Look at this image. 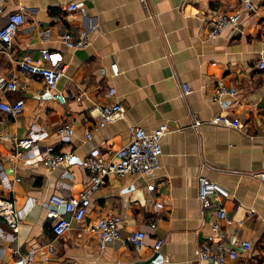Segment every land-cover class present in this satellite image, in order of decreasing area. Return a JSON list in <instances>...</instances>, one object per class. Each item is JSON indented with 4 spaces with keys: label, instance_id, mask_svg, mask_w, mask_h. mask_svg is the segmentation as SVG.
<instances>
[{
    "label": "crops",
    "instance_id": "crops-1",
    "mask_svg": "<svg viewBox=\"0 0 264 264\" xmlns=\"http://www.w3.org/2000/svg\"><path fill=\"white\" fill-rule=\"evenodd\" d=\"M72 2L79 8L69 12L65 6ZM251 2L257 13L243 14L236 28L212 39L209 21L218 12L238 10L241 0H7L3 16L22 11L26 22L11 49L0 51V77H14L22 89L0 92V101L23 99L25 105L15 117L0 110V199L12 201L20 216L17 234L0 219V264H12L16 252L51 240L56 255L36 257L34 264H198L202 244L236 240L251 248H237L232 264H264V0ZM79 30L90 33V45L68 49L63 33ZM41 50L53 56L46 66L64 68L58 82L64 104L44 92L39 76L17 65L26 54L41 58ZM217 81L233 88L235 97L215 102ZM183 85L190 94H183ZM117 102L125 119L95 128L99 109ZM220 113L238 118L243 128L209 123ZM196 119L201 124L193 127ZM162 124L171 132L161 140L159 170L142 178L109 175L91 197L82 224L55 238L44 221L49 199L77 197L92 185L81 162L92 153L115 162L116 151L129 141V126L151 131ZM66 126L73 135L62 141L56 130ZM32 130L48 134L41 149L73 155L65 169L31 163L21 149L12 157L13 139ZM86 130L92 132L89 141ZM199 176L230 194L225 208L234 224L222 236L211 230L213 210L203 209L197 197ZM108 215L121 219L123 236L143 231L144 245L100 249L90 229ZM156 239L163 241L159 251L153 248ZM156 253L160 261L151 262Z\"/></svg>",
    "mask_w": 264,
    "mask_h": 264
},
{
    "label": "built area",
    "instance_id": "built-area-1",
    "mask_svg": "<svg viewBox=\"0 0 264 264\" xmlns=\"http://www.w3.org/2000/svg\"><path fill=\"white\" fill-rule=\"evenodd\" d=\"M7 0H0V51L7 53L13 45V39L20 28L25 24L26 18L22 11L11 12L3 16ZM145 2V0H141ZM66 10L76 11L79 4L69 3L65 6ZM257 9L251 0H241V6L238 10L231 13L218 12L209 21V38H218L227 28H236L243 14H255ZM261 16L264 20V6L261 10ZM63 44L70 50H82L91 43L90 33L86 30L66 31L62 35ZM53 59V56L47 50H41V58L35 59L26 54L17 65L26 73L37 75L44 84V92L51 95L54 100L64 104L65 95L58 89V82L64 75L63 66L55 65L48 67L45 65ZM259 68L264 71V59L259 62ZM112 75H118L116 64H111ZM18 81L14 77H0V92H17L21 90ZM191 90L183 85V94L188 95ZM236 91L225 85L222 81H217L212 89V98L215 102L221 104L224 98H234ZM24 100L19 99L11 104L6 100L0 101V110L11 117H15L24 109ZM125 108L121 103L107 104L99 109V119L95 128H102L107 124L125 119ZM215 125H222L238 130L243 128L242 122L238 118L220 113L213 117L210 122ZM201 122L194 120L193 127H197ZM73 127H59L56 130L57 137L62 141H67L73 135ZM171 132L166 124L146 131L140 126H129V141L115 153V162L107 161L103 155L92 153L82 162L83 168L90 175L92 185L81 191L77 197L65 198L61 196H52L49 199L48 213L44 219L49 224L52 234L55 238L65 235L76 225L82 224L83 217L93 194L104 184L109 175L118 177H145L161 167L162 147L161 140L163 136ZM45 131L32 130L22 139H13L12 157L18 158L19 149L24 151L31 163L41 162L49 170L65 167L72 161L71 153L56 154L49 149H41L39 142L47 138ZM86 140H91L92 132L85 131ZM2 138L0 134V139ZM65 174L69 175L67 172ZM264 178V174H262ZM18 180V179H17ZM197 197L203 209H212L215 219L211 223V230L214 234L222 236L223 228L234 224L228 217L225 208V201L230 197L229 192L216 182L206 177L199 176L197 179ZM251 215L254 210H250ZM67 215V216H65ZM0 219L12 230L13 234L19 231L20 216L16 211L12 201L0 199ZM238 225L241 223L238 222ZM96 235V240L100 249L106 248L110 244L129 243L135 247H142L145 243L146 234L143 231H136L127 236H123L121 231V219L118 216L108 215L99 218L90 229ZM81 233L87 232V229L81 227ZM81 235V234H79ZM15 236L12 237V240ZM163 246L161 239L154 242V250L159 251ZM249 250L251 243L248 241L236 240L232 244L224 241L217 243L202 244L196 250V260L198 264H232L238 256L237 248ZM56 255L54 240L46 242L44 245L30 249L25 254L15 253L12 264H34L36 257L43 260H50Z\"/></svg>",
    "mask_w": 264,
    "mask_h": 264
},
{
    "label": "water",
    "instance_id": "water-1",
    "mask_svg": "<svg viewBox=\"0 0 264 264\" xmlns=\"http://www.w3.org/2000/svg\"><path fill=\"white\" fill-rule=\"evenodd\" d=\"M160 257H159V254L156 253L155 256L151 259V262H155V261H160Z\"/></svg>",
    "mask_w": 264,
    "mask_h": 264
}]
</instances>
